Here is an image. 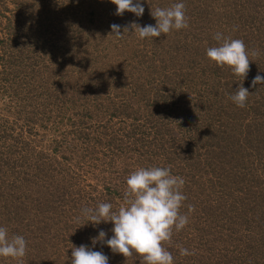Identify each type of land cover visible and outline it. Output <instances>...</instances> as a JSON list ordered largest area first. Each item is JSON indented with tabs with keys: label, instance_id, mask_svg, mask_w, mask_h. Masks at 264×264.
I'll return each mask as SVG.
<instances>
[{
	"label": "rangeland",
	"instance_id": "1",
	"mask_svg": "<svg viewBox=\"0 0 264 264\" xmlns=\"http://www.w3.org/2000/svg\"><path fill=\"white\" fill-rule=\"evenodd\" d=\"M140 2L138 18L110 0H0V227L27 243L22 260L0 264H71L72 245L141 264L93 246L113 224L83 209L117 211L132 172L169 166L188 214L163 244L173 264H264V84L252 87L264 77V0ZM175 3L187 28L109 35L155 25L151 10ZM217 33L244 41V80L207 58ZM240 84L243 108L230 98Z\"/></svg>",
	"mask_w": 264,
	"mask_h": 264
},
{
	"label": "clouds",
	"instance_id": "2",
	"mask_svg": "<svg viewBox=\"0 0 264 264\" xmlns=\"http://www.w3.org/2000/svg\"><path fill=\"white\" fill-rule=\"evenodd\" d=\"M116 6V15L125 12L142 17L144 7L140 0H110ZM150 15L156 21L155 25L140 26L135 22L121 26L112 24L111 33L117 39H123L125 33L137 35L141 40L160 37L172 30L188 27L185 15V5L175 3L167 8L156 7ZM123 27V34H122ZM222 41L219 46L207 49L206 56L219 67H229L237 77L246 78L250 71L249 53L241 39L225 38L221 33L214 36ZM252 56L258 53L253 51ZM264 84V77L257 74L252 80V87ZM250 93L242 84L231 95V100L243 108ZM185 180L171 174V166L138 168L126 179L123 193V203L117 211H113L111 203H100L96 208L83 209V215L93 225L101 222L113 224V235L105 241L107 233L101 230L97 237L92 238V244L104 242L115 254L125 258L139 255L141 264H173V256L164 246L171 240L173 230L179 232L188 224V214H182L180 209L187 197L182 188ZM188 211H194L188 206ZM79 219V218H77ZM27 243L23 236L9 238L7 229L0 227V257L22 260L26 254ZM180 255L194 254L180 247ZM71 264H109V259L101 251L80 245H72Z\"/></svg>",
	"mask_w": 264,
	"mask_h": 264
}]
</instances>
